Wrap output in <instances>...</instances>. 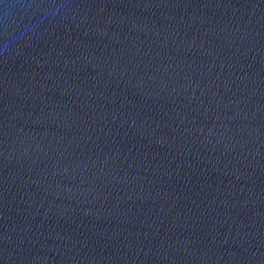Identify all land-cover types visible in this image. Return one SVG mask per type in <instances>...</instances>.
Listing matches in <instances>:
<instances>
[{
	"label": "water",
	"instance_id": "95a60500",
	"mask_svg": "<svg viewBox=\"0 0 264 264\" xmlns=\"http://www.w3.org/2000/svg\"><path fill=\"white\" fill-rule=\"evenodd\" d=\"M0 264H264V0H0Z\"/></svg>",
	"mask_w": 264,
	"mask_h": 264
}]
</instances>
